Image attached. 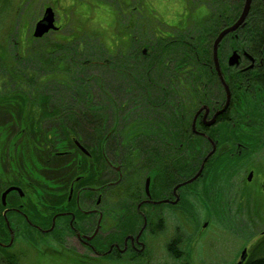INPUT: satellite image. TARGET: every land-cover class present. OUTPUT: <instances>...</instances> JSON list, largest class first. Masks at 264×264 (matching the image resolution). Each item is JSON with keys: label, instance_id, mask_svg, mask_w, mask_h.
I'll return each mask as SVG.
<instances>
[{"label": "flooded vegetation", "instance_id": "flooded-vegetation-1", "mask_svg": "<svg viewBox=\"0 0 264 264\" xmlns=\"http://www.w3.org/2000/svg\"><path fill=\"white\" fill-rule=\"evenodd\" d=\"M261 5L251 1L242 25L219 42L216 60L214 40L240 8L221 18L201 49L191 37L188 55L182 34L189 19L169 30L156 26L124 50L125 63L116 57L114 87L127 77L129 95L117 88L105 112L99 102V111H86L80 81L64 80L57 94L42 83L48 89L25 103L0 80V250H18L22 241L91 264L165 256L193 264L189 250L196 257L209 229L237 225L254 232H245L234 261L245 250L244 264L264 242ZM139 70L143 79L134 75Z\"/></svg>", "mask_w": 264, "mask_h": 264}, {"label": "trees", "instance_id": "trees-1", "mask_svg": "<svg viewBox=\"0 0 264 264\" xmlns=\"http://www.w3.org/2000/svg\"><path fill=\"white\" fill-rule=\"evenodd\" d=\"M93 1L94 6L85 3L88 14H92L91 12L95 11V9L100 6L104 7V9L98 11V15L102 18L97 23L99 28L101 27L102 29H100L102 31L101 36L84 35L83 25L87 22V19L84 18L81 20L82 18L79 17L80 25L75 29V33L68 35V37L59 38L60 41L65 43L63 47L55 42H51L43 43L44 45L38 48L33 45L36 39H34L30 33L27 35V32L23 38L19 36L17 31L15 34L6 37L11 49L14 50L11 55L12 58L8 63H6L5 60V63L2 62L3 56L2 53L0 54V80L6 92L12 91L11 94L22 97V99H24L22 102L26 103L31 100H25L24 97L30 95L33 97L34 91H37V89H48V87L42 85V83H47L49 85L51 83L55 86L54 88L57 94L56 90H58V93L59 91L63 93L61 86L64 80L80 81L85 86V96L87 99L86 111L92 113L99 111L96 109L98 102L103 106L101 112L106 111L107 104L111 102V95H114L117 88H119V92L122 93L126 88V83L124 81L127 77L119 78L123 80V82H118V86H115L116 88L114 86L113 89L110 88L109 91L112 92L108 93V88L105 86V81L107 84H110L117 79L114 71V61H116V57H118L120 62H126L125 55H127V53L121 54L119 50L127 51L135 48L137 42L144 40L147 34L152 32L156 26L163 28L164 25H162L161 22H150L149 18H146V16H144V20H134L133 24H136L134 27L130 26L131 23L129 19L131 16H129L125 22L118 21V18L122 15H132L129 9V0ZM257 2L258 3H255L254 7L258 9L260 3L259 1ZM189 6L191 7L190 9L188 7L189 16H194L191 11H194L197 6H201L207 13L198 20L192 17L191 19L188 18L190 22H188V27L183 30L182 34V38L186 39L188 43L187 46L182 47L187 55L191 53V43H193L191 37L197 38L198 47L201 49L203 47L202 43L210 39L209 34L216 33L218 29L222 27L221 18L235 17L238 15L240 8L239 3L227 4L224 0H214L211 7L207 6L204 1H191V3L189 1ZM5 7V4L1 2L0 11H3ZM106 8L111 13H108ZM134 10V16L143 15L137 12L136 8ZM258 14L264 16V7L261 8V12H258ZM89 18L90 17H88V19ZM102 22L108 23V26H106L108 28H106ZM224 22L226 25L230 23L228 20ZM81 31V37H75L77 36L76 34ZM261 31H264V29H261ZM45 36H43L42 39H44ZM114 37L116 39H113ZM107 39H110L109 44L106 43ZM59 48L60 51L57 52L56 49ZM200 56L206 57V53L201 52ZM67 58H70V61H68ZM76 59L81 60V62L76 61ZM134 75L140 79L144 77L141 70L136 71ZM135 76L133 77L135 78ZM100 83H103V88L108 94L104 95L102 93L99 88ZM76 86L80 87L79 84H76ZM73 88L74 84L69 85L70 95H72ZM139 91L142 92V87H140ZM123 94L129 95L126 93ZM92 117V119L88 117V121L97 119L96 116ZM104 119L105 117H102V120ZM97 120H99V118ZM253 249L252 256L244 264H264V242L258 246L256 245ZM4 254L5 252L0 250V264H19L14 257ZM51 255L54 254L51 253Z\"/></svg>", "mask_w": 264, "mask_h": 264}, {"label": "rangeland", "instance_id": "rangeland-1", "mask_svg": "<svg viewBox=\"0 0 264 264\" xmlns=\"http://www.w3.org/2000/svg\"><path fill=\"white\" fill-rule=\"evenodd\" d=\"M189 1L197 2L198 0H129V9L132 12V15H122L118 18V21L125 22L126 19L130 17V26L134 27L136 24H133V21L144 20V16L149 18L150 22H161L162 25L166 26H174V21L180 20L184 22L186 19L191 17L194 19H200L204 15H206V10L201 6H197L194 11H191L195 16H189ZM204 1L207 6L211 7L213 5L214 0H199ZM223 1V0H222ZM227 4L239 3L240 9L243 3V0H224ZM5 4V8L3 11H0V52L3 56V63H8L10 58L11 49L10 44L7 42L6 37L15 34L17 31L19 36L22 38L31 34L33 27L38 19H40L45 8L50 7L55 16V24L58 27V30L47 34L44 39L38 38L33 43L34 46L38 48L44 45L43 43H51L55 42L56 44L63 47L65 45L64 42L60 41L59 38L68 37V35L75 33V29H77L80 25L79 17L87 19V22L83 25L84 27V35H102L101 27L97 25L101 16L98 15V11L100 9H104L103 6L96 8L95 11L91 12L92 14H88V10L86 8L85 3L94 6L93 0H0ZM188 5V6H187ZM115 7V6H113ZM71 8V9H69ZM142 16H134L135 9ZM76 10V12H75ZM93 10V9H92ZM107 10V8H106ZM134 10V11H133ZM108 13H111L107 10ZM141 16V17H140ZM88 17H90L88 19ZM138 23V22H137ZM102 24L106 27L108 23L102 22ZM140 24V23H138ZM122 25V24H121ZM140 27V25H139ZM108 28V27H106ZM117 28V26H116ZM165 30H169L168 28L163 27ZM101 29V30H100ZM175 32V30H170ZM75 37H81L82 31L76 34ZM111 36V33H110ZM21 38V37H20ZM21 38V39H22ZM113 39H116L115 37ZM109 40H106V43L109 44ZM8 45V46H6ZM60 47V48H61ZM121 54L126 53V51H121ZM80 59V58H79ZM83 59V57H82ZM5 60V62H4ZM76 61H80L76 59ZM80 70V69H79ZM84 77V76H83ZM105 86L109 92L110 88L113 89L114 81L110 84H107L105 81ZM99 88L104 95L108 94L104 88L103 83L99 84ZM99 90V91H100ZM110 95V94H109ZM109 107L110 105L107 104ZM109 110V109H108ZM111 110L107 111L110 112ZM107 127L109 128L112 124V117L110 113H107ZM114 201V200H113ZM110 204V202H109ZM219 220V218H218ZM174 223V221H173ZM172 223H169V225ZM174 225V224H173ZM226 226V225H225ZM227 227V226H226ZM224 226L215 227L214 229H209L211 236L206 241H203L198 244V249L196 251V257H193V252L190 251V259H192L191 263L193 264H234L235 258L237 254L242 249L243 244L245 243V232L251 234L253 231H249L248 229H243L240 226H234L233 230H226ZM183 237L186 234L182 235ZM253 239H250V241ZM184 251H187L188 243L183 241ZM248 244V243H246ZM31 246V247H30ZM28 246L26 242H19L17 247L18 250H6L4 251V255H10L15 258V260L19 264H91L76 260L74 258L68 259H57L49 252L47 244L45 245H34L31 244ZM53 248V247H52ZM208 255V257H206ZM67 256V255H63ZM193 257V258H192ZM183 258L182 260H184ZM185 263V262H184ZM95 264H134L131 263H122V262H112L111 260L105 258L104 260H99L98 263ZM143 264H177L173 259L165 256L160 258H150V261L143 262ZM183 264V263H182Z\"/></svg>", "mask_w": 264, "mask_h": 264}, {"label": "water", "instance_id": "water-1", "mask_svg": "<svg viewBox=\"0 0 264 264\" xmlns=\"http://www.w3.org/2000/svg\"><path fill=\"white\" fill-rule=\"evenodd\" d=\"M251 1L252 0H244L243 7L241 9V12L237 20L232 25L221 30L216 36L214 43H213V55H214L215 60H216V49H217L219 42L225 37V35H227L230 32L235 31L240 25H242L246 16L248 15ZM262 3L264 5V0H262ZM55 30H57V27L55 25L54 12L50 7H47L44 9L40 19L36 21L33 27L32 35L34 38H41L48 32L55 31ZM236 58L237 56L235 54H232L231 57L229 58L230 64H235ZM245 258H246V252L244 250L242 252L240 261L237 264H242Z\"/></svg>", "mask_w": 264, "mask_h": 264}, {"label": "bare ground", "instance_id": "bare-ground-1", "mask_svg": "<svg viewBox=\"0 0 264 264\" xmlns=\"http://www.w3.org/2000/svg\"><path fill=\"white\" fill-rule=\"evenodd\" d=\"M127 2V1H126ZM126 5V4H125Z\"/></svg>", "mask_w": 264, "mask_h": 264}]
</instances>
